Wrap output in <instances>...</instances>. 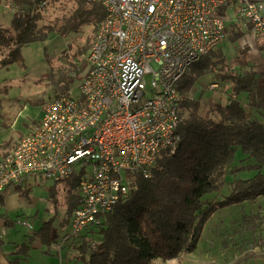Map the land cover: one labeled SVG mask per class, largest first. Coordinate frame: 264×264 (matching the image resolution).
<instances>
[{
    "label": "built area",
    "instance_id": "1",
    "mask_svg": "<svg viewBox=\"0 0 264 264\" xmlns=\"http://www.w3.org/2000/svg\"><path fill=\"white\" fill-rule=\"evenodd\" d=\"M88 1L100 5L103 17L78 97H52L35 131L0 160V194L29 177L53 183L81 177L70 236L99 225L126 197L128 175L149 179L158 157L174 151L183 104L178 83L223 43L227 27L243 26L264 43V0ZM32 2L37 11L44 5ZM19 224L32 230L29 222Z\"/></svg>",
    "mask_w": 264,
    "mask_h": 264
},
{
    "label": "trees",
    "instance_id": "2",
    "mask_svg": "<svg viewBox=\"0 0 264 264\" xmlns=\"http://www.w3.org/2000/svg\"><path fill=\"white\" fill-rule=\"evenodd\" d=\"M40 1L45 5L37 11L32 0H0V4L9 6L0 15L9 18L7 24L0 25V54L4 57L0 69L14 63L22 66L23 47L43 43L52 36L65 39L84 27H97L103 17L100 5L88 0H63L62 14L48 17L43 12L59 0ZM240 30L236 25L225 33L234 43L241 37ZM90 47L78 51L82 54ZM217 51L195 64L199 66L198 77L222 66L226 69L225 56ZM236 59V67L215 74L218 81L227 83L224 102L219 99L202 106L198 100H190L195 81L186 75L181 78L178 90L183 97L182 120L174 151L158 157L149 179L128 175L126 197L100 217L99 225L76 236H70L69 230L53 237L50 220L41 224L33 237L47 247L56 242L61 247L62 241L75 238L77 249L88 256L87 264H155L194 252L206 224L219 211L264 199V73L254 71L248 60ZM251 171L255 172L252 176L240 177ZM80 179L69 176L49 190L50 197H56L57 186L63 184L66 210L61 226L71 225L72 214L81 205L74 193ZM228 187L220 198L205 200ZM55 202L58 205L56 198ZM236 221L228 227L232 234H219L223 247L228 248L233 241L224 238L231 239L242 230L254 235L264 225L259 213L252 211L242 212ZM250 255L254 257L252 252ZM255 257L264 264V256Z\"/></svg>",
    "mask_w": 264,
    "mask_h": 264
},
{
    "label": "rangeland",
    "instance_id": "3",
    "mask_svg": "<svg viewBox=\"0 0 264 264\" xmlns=\"http://www.w3.org/2000/svg\"><path fill=\"white\" fill-rule=\"evenodd\" d=\"M43 12L45 16L55 18L60 16L65 7V2L59 0ZM48 3V2H47ZM8 4H0V15L3 12V6ZM45 5V4H44ZM43 5V6H44ZM67 6H71L68 2ZM67 8V7H66ZM62 9V10H61ZM61 13V14H60ZM8 15L0 17V25L7 24L9 21ZM228 28V27H227ZM241 28V27H240ZM96 31L95 27H84L77 34H70L67 38L59 37V57L49 56L43 47L42 43H33L21 49L22 63L20 66L17 63L11 64L6 68L0 69V105L8 112H15L21 105L30 104V106L44 105L54 96L70 95L77 98L78 92L76 86L82 79L86 70V63L84 56L87 51L79 53V49L90 47L93 42ZM239 41V40H238ZM232 42L229 35L225 36L223 43L214 51L222 50L225 56V68L216 69L213 73H205L198 77V65H193L185 74L187 78L195 81L193 90L190 91L188 98L191 100H198L202 106L207 103L226 100V84L217 80L216 73H225L227 70L236 67V62L239 60H248L250 53L257 49L261 52V47L264 44L255 45L251 40L245 39L241 41ZM243 42V44H242ZM242 44V45H241ZM218 52V51H217ZM264 52V50H263ZM6 56V53H3ZM262 55V54H261ZM0 61L3 60L0 54ZM264 56V55H263ZM242 58V59H241ZM254 71L264 73V61L256 60L253 57ZM217 67V66H216ZM184 75V76H185ZM185 76V77H186ZM148 78L146 82L148 84ZM228 90V89H227ZM5 106L7 108H5ZM264 124V118L262 119ZM77 174L80 173L78 165L75 166ZM253 171L249 173H242L241 178L252 176ZM246 174V175H244ZM54 185L52 181L42 178L30 179L26 185L27 192L25 193L23 215L32 226V230L37 231L44 222L51 220L52 236L65 235L69 232V225L60 224L65 219L66 202L64 195L63 184L57 186L59 190L56 197H50V188ZM229 187L218 194L207 197L206 201H213L220 198ZM75 193V192H74ZM55 198L57 203H54ZM252 211L259 213L260 223L264 222V199H259L255 204H244L243 206L231 207L229 209L219 211L206 224L203 235L199 242L198 248L188 254L182 255L178 260L159 262L156 264H263L261 260L255 256H264V244L259 245L262 240L264 243V225L260 227L258 232L251 235L246 230H242L237 235L230 238H224L228 242L233 240L228 248L223 247V239L220 235H230L233 230L228 229L231 223L237 224L236 219L239 218L242 212ZM26 229V228H25ZM21 231L23 236L28 235L29 230ZM30 230V232L32 231ZM224 237V236H223ZM261 239V240H259ZM75 238H68L61 242L59 256L64 254L67 250H73L74 257H79L85 252L77 249L79 246L75 244ZM49 247L43 245L45 251H49ZM32 248V247H31ZM62 250V251H61ZM31 254L36 255L35 250H30ZM254 254L251 257L250 253ZM61 253V254H60ZM207 256V259L204 258ZM251 257V258H250ZM206 260V261H204ZM81 264V263H77Z\"/></svg>",
    "mask_w": 264,
    "mask_h": 264
},
{
    "label": "crops",
    "instance_id": "4",
    "mask_svg": "<svg viewBox=\"0 0 264 264\" xmlns=\"http://www.w3.org/2000/svg\"><path fill=\"white\" fill-rule=\"evenodd\" d=\"M240 29L241 37L238 39L239 41L245 39V41L251 40L255 45L264 44L255 43L243 26ZM42 44L49 56L59 57V37L52 36ZM263 50L262 46L261 52L257 49L250 53L248 61L253 66V70H255L254 65H257L253 62V57L256 60L264 61ZM220 51L223 53L222 50ZM45 104L35 107L24 104L17 107L18 109L15 112H8V109L6 110L0 105V160L13 150L22 137L35 131L42 118ZM5 108L7 107L5 106ZM32 178L29 177L23 185L11 186L0 194V264H87V254L74 257L73 250H67L59 256L60 246L57 242L51 244V247L48 248L49 251L43 250L41 242L33 237L36 231L34 228L31 232H27L28 235L26 236L20 233L26 227L20 225L19 221L28 222L24 217L25 215H23L24 196L27 192L26 185ZM75 242H78V240H75ZM31 249L35 250L37 254H31ZM204 258L207 259V256ZM156 263L158 262L156 261Z\"/></svg>",
    "mask_w": 264,
    "mask_h": 264
}]
</instances>
